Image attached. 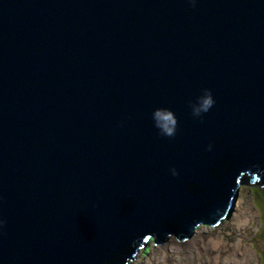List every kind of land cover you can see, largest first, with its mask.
Returning a JSON list of instances; mask_svg holds the SVG:
<instances>
[{"label": "water", "instance_id": "95a60500", "mask_svg": "<svg viewBox=\"0 0 264 264\" xmlns=\"http://www.w3.org/2000/svg\"><path fill=\"white\" fill-rule=\"evenodd\" d=\"M264 183V0H0V264H125Z\"/></svg>", "mask_w": 264, "mask_h": 264}, {"label": "rangeland", "instance_id": "374dc122", "mask_svg": "<svg viewBox=\"0 0 264 264\" xmlns=\"http://www.w3.org/2000/svg\"><path fill=\"white\" fill-rule=\"evenodd\" d=\"M250 184L240 185L236 200L222 222L214 226L201 224L187 240L171 236L162 244L150 241L146 253L139 249L133 261L125 264H213L215 256L241 255L244 247L250 250L252 260L244 259L242 264H264V185ZM239 222L245 226L236 230ZM215 238L221 241L222 248L212 253L207 243ZM238 243L241 249L232 250Z\"/></svg>", "mask_w": 264, "mask_h": 264}, {"label": "bare ground", "instance_id": "6f19581e", "mask_svg": "<svg viewBox=\"0 0 264 264\" xmlns=\"http://www.w3.org/2000/svg\"><path fill=\"white\" fill-rule=\"evenodd\" d=\"M245 175V176H244ZM243 179L244 180H246L247 178L246 177H248L249 178V184L250 183H252V184H254L255 182H258V184L260 183L261 184V181H262V179L261 178H258V177H251L249 174H247V173H244L243 174ZM247 181V180H246ZM240 185H242V183L240 184ZM251 185V184H250ZM262 185H264V183L263 184H261L260 186H262ZM201 225V224H200ZM200 225H198L197 227H199ZM205 225V224H204ZM242 226L244 227L245 226V224L244 225H241L240 224V222L239 223H237V226H236V230H238V229H240V228H242ZM150 240H152L153 241V239H151V238H149V239H146V240H144L139 246H138V248H137V250H136V252L139 250V249H144V247L143 248H140L141 247V245L143 244L144 246H147L148 244H149V242H150ZM240 242V241H239ZM241 246L242 245H240L239 243L238 244H235V248H231L232 250H234V251H236V250H240L241 249ZM207 247L209 248V251H212V253L213 252H216L218 249H221L222 248V243H221V241L218 239V238H215V239H211L210 241H208V243H207ZM144 251V250H143ZM135 255H136V253H135ZM237 255V256H236ZM236 255H234L233 256V254H229V255H227V256H221V257H217V256H215V260H213V264H217L218 263V261H219V264H242L243 262V260L245 259L247 262H251V260H252V256L250 255V250L248 249V248H246V247H244L243 248V251L241 252V255H239V253L238 254H236ZM236 256V258H234ZM135 257V256H134Z\"/></svg>", "mask_w": 264, "mask_h": 264}, {"label": "trees", "instance_id": "16d2710c", "mask_svg": "<svg viewBox=\"0 0 264 264\" xmlns=\"http://www.w3.org/2000/svg\"><path fill=\"white\" fill-rule=\"evenodd\" d=\"M244 176H245V175H244ZM246 178H247V179H246L247 181L243 179L242 184L250 185V184L248 183V182H249V178H248V177H246ZM150 241H152V240H150ZM143 247H144V253H146V251L150 249L149 245L144 246V245L142 244L140 248H143ZM143 255H144V254H143Z\"/></svg>", "mask_w": 264, "mask_h": 264}]
</instances>
